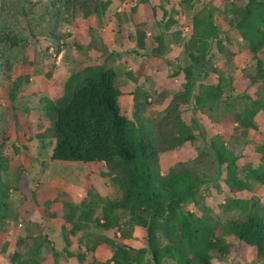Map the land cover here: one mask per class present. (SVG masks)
Instances as JSON below:
<instances>
[{
    "label": "trees",
    "instance_id": "1",
    "mask_svg": "<svg viewBox=\"0 0 264 264\" xmlns=\"http://www.w3.org/2000/svg\"><path fill=\"white\" fill-rule=\"evenodd\" d=\"M139 1L142 13L131 8L133 33L126 31L119 10L111 12L112 0H64L61 5L76 7L82 23L89 27L99 20L105 23L119 45L129 38L137 47L151 49L156 57H165L167 61L168 57L179 58L186 78L184 89L174 94L159 120L163 124L174 119L173 135L167 143H154L155 138L140 125L141 118L136 122L121 110L123 91L115 83L114 68L96 62L76 66L59 95L42 98L45 110L54 113L50 158L74 162L75 170L86 164L96 165L99 175L115 182L120 193L104 197L88 182L83 186L85 194L78 198L70 195V189L67 195L59 193L52 201L58 202L61 209H45V218L42 216L50 221L61 215L58 241L45 232L20 236L13 250L4 242L0 254L9 264L264 262V201L251 194V179L264 184V130L255 121L257 112L264 109V98L249 95L251 106L240 110L227 101L225 110L214 112L218 100L230 98L220 80L215 84L202 80L207 74L211 40L219 38L214 17L217 6L200 7L192 18V32L182 40V53L167 57L164 38L170 25L177 21L176 6L171 4L172 11L167 16L166 0ZM5 3L8 0H0V6ZM159 7L163 8L165 19H158ZM225 12L229 24L257 57L264 50V0H230ZM154 25L160 28L153 33L155 46L146 40ZM24 40L18 31L0 26V53ZM184 53L189 62L183 59ZM260 64L259 60L254 80L263 76ZM126 74L133 77L130 70ZM190 105L202 112L205 108L211 111L209 133L201 122L203 116L190 122L183 117ZM238 133L245 135L239 148L231 142ZM199 135L205 138L208 152H201L192 162L170 158V167L166 171L161 169L162 153L192 142ZM207 154L211 158L205 162ZM213 162L216 169L211 175ZM10 166V156L2 143L0 227L11 209L10 185L4 180V172ZM204 183L209 186L207 192L202 189ZM216 190L225 192L222 200L213 197ZM215 207L238 209L240 217L221 220L212 213ZM96 209H100L99 214H94ZM100 245H108L111 254L104 258L97 255L94 250Z\"/></svg>",
    "mask_w": 264,
    "mask_h": 264
},
{
    "label": "rangeland",
    "instance_id": "2",
    "mask_svg": "<svg viewBox=\"0 0 264 264\" xmlns=\"http://www.w3.org/2000/svg\"><path fill=\"white\" fill-rule=\"evenodd\" d=\"M153 1L158 3L159 0ZM166 1L164 8L168 11L167 16L172 11L171 4L177 8L174 14L177 21L165 33L167 57L182 53V40L192 32V18L200 7L217 6L214 17L219 25V38L211 40L207 74L202 80L213 84L220 80L230 98L218 100L214 104V112L225 110L227 101L240 110L251 106L249 95L264 98V50L254 57L238 30L229 24L225 6L230 4V0H191L190 4L183 0ZM63 2L8 0L5 6H0V26H5L9 31H18L25 37L18 46L6 48L0 53V144H4V151L11 162L8 171L4 172V180L10 185L11 209L5 224L0 227V247L8 242L9 250L15 249L18 238L27 234L46 232L58 241L61 215L53 216L50 221L44 218L45 209H61L58 202L52 201L59 193L67 195L70 189V195L78 198L85 194L83 186L86 182L104 197H115L120 193L115 182L99 175L96 165L86 164L75 170L74 162L50 158L54 113L45 110L42 98L59 95L64 81L76 66L95 61L114 68L117 71L115 83L123 91L121 110L136 122L140 117V125L155 138L154 143L159 140L167 143L171 139L174 119L163 124L159 120L174 94L184 89L186 78L179 58L168 57L170 61H167L165 57H156L151 49L139 48L129 38L119 45L105 23L99 20L89 27L82 23L76 7L62 6ZM112 2L111 12L115 8L119 10L126 31L133 33L131 8L136 7L138 13H142L140 1ZM163 13V8L159 7L158 19L163 17ZM159 29L158 25H154L147 32L146 40L152 41L153 46L157 44L153 40V33ZM183 56L189 62L187 53ZM259 60L263 76L254 80ZM127 70L131 71L133 77L126 74ZM201 112L190 105L183 117L190 122L192 118L200 120L203 116L201 122L208 127L209 133L211 111L205 108ZM255 121L264 130V109L257 112ZM244 138V134L238 133L231 142L239 148L243 146ZM208 150L205 138L199 135L192 142L186 141L162 153L161 169L166 171L170 167V158L192 162L201 152ZM209 158L211 155L207 154L205 162ZM215 169L213 162L211 175L215 174ZM251 183V194L264 201V184L254 179H251ZM202 189L206 192L210 190L207 183ZM224 196L222 190L213 192L217 201ZM99 213L100 209H96L94 214ZM212 213L221 220L240 217L238 209L215 207ZM57 246L60 247L59 243ZM94 252L104 258L111 254V249L108 245H100ZM0 264H9L2 254ZM168 264L174 263L169 261ZM218 264L230 263L218 260Z\"/></svg>",
    "mask_w": 264,
    "mask_h": 264
},
{
    "label": "crops",
    "instance_id": "3",
    "mask_svg": "<svg viewBox=\"0 0 264 264\" xmlns=\"http://www.w3.org/2000/svg\"><path fill=\"white\" fill-rule=\"evenodd\" d=\"M158 11H159V8H158ZM158 11H157V14H158ZM95 62V61H94Z\"/></svg>",
    "mask_w": 264,
    "mask_h": 264
}]
</instances>
